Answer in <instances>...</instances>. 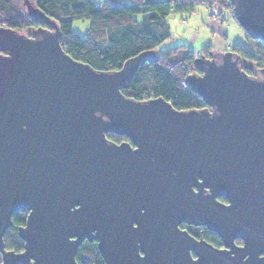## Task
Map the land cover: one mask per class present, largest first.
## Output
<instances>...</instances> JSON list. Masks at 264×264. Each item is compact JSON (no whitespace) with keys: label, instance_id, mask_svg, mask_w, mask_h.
<instances>
[{"label":"water","instance_id":"95a60500","mask_svg":"<svg viewBox=\"0 0 264 264\" xmlns=\"http://www.w3.org/2000/svg\"><path fill=\"white\" fill-rule=\"evenodd\" d=\"M231 1L264 42V0ZM26 4L52 28L0 26V264H78L85 239L104 264H264V68L248 74L230 49L202 54L186 81L209 107L136 100L122 88L151 52L97 70ZM21 210L15 252L4 235ZM183 222L207 226L223 247Z\"/></svg>","mask_w":264,"mask_h":264},{"label":"trees","instance_id":"16d2710c","mask_svg":"<svg viewBox=\"0 0 264 264\" xmlns=\"http://www.w3.org/2000/svg\"><path fill=\"white\" fill-rule=\"evenodd\" d=\"M29 1L58 24L60 41L66 52L97 70H118L127 60L151 52L134 71L128 87L122 88L126 96L136 100L163 97L183 110L209 107L186 81L189 74L200 72L194 50L186 44L164 50L159 49V45L172 37L170 15L192 13L196 5L203 2L217 3L220 9L233 12L231 0H104L100 5L93 0ZM77 19L89 20L81 33L73 30V22ZM0 26L28 35H32L36 27L52 28L47 21L30 14L26 0H0ZM243 30L247 42L234 43L226 50L240 55L242 68L248 74L258 76L264 68V42ZM180 47L186 48L182 56L178 54ZM215 51L210 44L201 48L206 57ZM108 138L114 142L129 140L125 135L114 133ZM27 216V210L13 213V223L4 235L8 250L19 252L24 249L25 242L19 229L26 224ZM201 230L203 238L218 247L223 245L215 231L207 226ZM76 259L78 264H104L96 240L85 239L78 248Z\"/></svg>","mask_w":264,"mask_h":264},{"label":"rangeland","instance_id":"374dc122","mask_svg":"<svg viewBox=\"0 0 264 264\" xmlns=\"http://www.w3.org/2000/svg\"><path fill=\"white\" fill-rule=\"evenodd\" d=\"M181 14L184 17H181ZM168 20L171 24L172 37L159 45L161 50L184 43L188 48L194 50V56L197 58L198 53L202 54L203 46L210 44L213 47L211 42L213 43L216 38H219L216 43H220L222 40L223 47L232 46L236 42H247L244 30L232 12L228 9H220L217 3L211 5L203 2L196 5L192 13H174L169 16ZM88 24L89 20L87 19H77L73 22V30L81 33ZM222 33L228 35L223 36ZM185 50L186 48L180 47L178 54H183Z\"/></svg>","mask_w":264,"mask_h":264},{"label":"flooded vegetation","instance_id":"af4514ba","mask_svg":"<svg viewBox=\"0 0 264 264\" xmlns=\"http://www.w3.org/2000/svg\"><path fill=\"white\" fill-rule=\"evenodd\" d=\"M229 50V49H228ZM199 73V72H198ZM211 109V108H210ZM124 141H127V142H130L131 144H132V146H134L133 145V143L130 141V140H123V141H121V142H117V143H122V142H124ZM222 202H228L224 197H221V198H219ZM203 226H205V225H194V224H188V223H185V222H183V223H181L180 224V227L181 228H183V229H187V231L191 234V235H193V236H195L196 238H198V239H200V238H203V236L202 235H200V233H202V230H201V228H203ZM203 239H205V238H203ZM207 240V239H206ZM207 241H209V240H207ZM210 242V241H209ZM212 243V242H211ZM239 244H242V241L239 243ZM216 246V245H215ZM221 247H223V245L221 246ZM193 256L194 257H196V254L193 252Z\"/></svg>","mask_w":264,"mask_h":264},{"label":"crops","instance_id":"0c3cea01","mask_svg":"<svg viewBox=\"0 0 264 264\" xmlns=\"http://www.w3.org/2000/svg\"><path fill=\"white\" fill-rule=\"evenodd\" d=\"M227 11V10H226ZM181 17H184V15L183 14H181ZM237 21V20H236ZM171 25V24H170ZM187 27V26H186ZM185 29H187V28H185ZM223 30H224V28H223ZM226 32V31H225ZM227 33V32H226ZM223 34V36H227L226 34H224V33H222ZM217 41H219V38H216L215 40H213V43L211 42V44H213V49H217L216 51H224V50H226V48H228L227 46H224L223 47V45H221V43H222V40L220 41V43H216ZM237 43V42H236ZM182 44H184V43H181V44H179V45H182ZM234 44V43H233ZM176 46H178V45H176Z\"/></svg>","mask_w":264,"mask_h":264},{"label":"built area","instance_id":"2783aa9c","mask_svg":"<svg viewBox=\"0 0 264 264\" xmlns=\"http://www.w3.org/2000/svg\"><path fill=\"white\" fill-rule=\"evenodd\" d=\"M93 1H95L97 5H100L104 2V0H93ZM232 14H233V12H232ZM233 16H234V14H233ZM200 56H202V54L198 53L197 57H200Z\"/></svg>","mask_w":264,"mask_h":264}]
</instances>
